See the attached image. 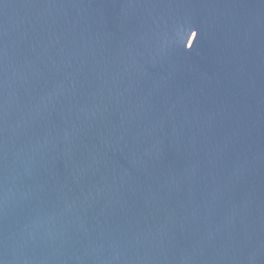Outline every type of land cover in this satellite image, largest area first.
I'll return each mask as SVG.
<instances>
[{"label": "water", "instance_id": "95a60500", "mask_svg": "<svg viewBox=\"0 0 264 264\" xmlns=\"http://www.w3.org/2000/svg\"><path fill=\"white\" fill-rule=\"evenodd\" d=\"M0 264H264V0H0Z\"/></svg>", "mask_w": 264, "mask_h": 264}]
</instances>
